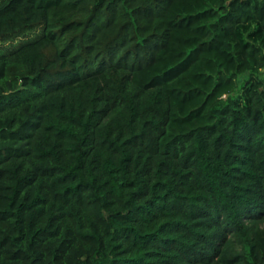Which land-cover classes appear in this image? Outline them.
Here are the masks:
<instances>
[{
  "label": "trees",
  "instance_id": "obj_1",
  "mask_svg": "<svg viewBox=\"0 0 264 264\" xmlns=\"http://www.w3.org/2000/svg\"><path fill=\"white\" fill-rule=\"evenodd\" d=\"M35 30L0 53V264H264V0H0V43Z\"/></svg>",
  "mask_w": 264,
  "mask_h": 264
},
{
  "label": "rangeland",
  "instance_id": "obj_2",
  "mask_svg": "<svg viewBox=\"0 0 264 264\" xmlns=\"http://www.w3.org/2000/svg\"><path fill=\"white\" fill-rule=\"evenodd\" d=\"M37 34H38V31L35 30V31L28 32L24 35H20L17 38H13V39H10L6 42L0 43V53H3L5 51L17 46L20 42H25V41H28V40L34 38ZM239 83H241V82H239ZM241 85H242V83L240 84V87H241ZM239 93H238V95H239Z\"/></svg>",
  "mask_w": 264,
  "mask_h": 264
}]
</instances>
